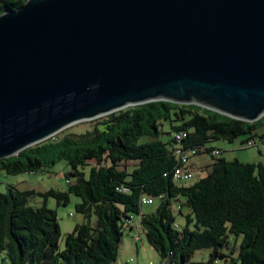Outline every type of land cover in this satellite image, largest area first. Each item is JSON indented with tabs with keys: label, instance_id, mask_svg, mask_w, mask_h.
<instances>
[{
	"label": "water",
	"instance_id": "water-1",
	"mask_svg": "<svg viewBox=\"0 0 264 264\" xmlns=\"http://www.w3.org/2000/svg\"><path fill=\"white\" fill-rule=\"evenodd\" d=\"M157 100L262 117L264 0H25L0 13V160Z\"/></svg>",
	"mask_w": 264,
	"mask_h": 264
},
{
	"label": "trees",
	"instance_id": "trees-1",
	"mask_svg": "<svg viewBox=\"0 0 264 264\" xmlns=\"http://www.w3.org/2000/svg\"><path fill=\"white\" fill-rule=\"evenodd\" d=\"M24 2L0 0V13ZM162 121L169 125L167 141L161 139ZM261 125L264 115L247 122L194 104L157 100L111 112L90 130L55 134L3 158L0 170L11 174L34 172L60 159L69 169L65 191L15 185L0 191V251L6 252L7 264H116L122 218L127 222L135 215L161 260L171 264H188L199 248L211 250L210 260L264 264V163L226 160L212 155L213 149L221 150L208 145L238 137L244 146L264 142ZM178 131L186 133L184 149L204 147L194 156L206 153L213 160L206 175L190 185H178L180 179L173 177V133ZM128 160L136 164L121 169ZM70 193L80 198L75 209L85 221L74 226L60 248L57 214L46 203L53 198L66 204ZM36 196L42 198L37 207L29 204ZM142 196L156 198L153 212L141 213ZM180 198L182 226L171 207Z\"/></svg>",
	"mask_w": 264,
	"mask_h": 264
},
{
	"label": "rangeland",
	"instance_id": "rangeland-1",
	"mask_svg": "<svg viewBox=\"0 0 264 264\" xmlns=\"http://www.w3.org/2000/svg\"><path fill=\"white\" fill-rule=\"evenodd\" d=\"M104 118V115L99 116L95 119L79 121L71 124L64 129L56 133L57 136H62L65 133H82L84 131L90 130L96 124ZM161 139L167 141L169 135H165V131L170 130L167 121H162ZM259 131L264 132V125L258 128ZM242 137H238L231 142L223 139H213L208 142V145L217 147L221 150L220 156L224 157L226 160H232L234 158L240 161H260L264 163V142H257V144L244 146L241 143ZM207 158L210 161L212 158L204 153L199 155V157ZM198 158V156L196 157ZM92 162V161H89ZM136 164V161L128 160L120 164V168L126 167L127 169L132 168ZM69 169L68 164L65 160H56L54 163L44 165L40 169L34 172H20L16 174L6 173L4 170H0V191H6L7 187L15 185L19 189H35L37 191H44L50 188L63 190L67 189L68 178L65 172ZM206 172L200 171V169H194L191 178L188 180H176L178 185H190L198 180ZM180 200H183L180 198ZM80 202V198L72 193L69 194V201L66 204H58L55 199L49 198L47 200V206L54 209L57 214L58 225L60 228V239L59 247L64 246L65 236L74 228L75 225L81 224L85 221L83 214L76 211L75 204ZM29 204L32 206H40L42 204L41 197H33L29 199ZM177 202H172L171 207L176 216V223L182 226L184 223V216L177 214ZM158 205V201H154L151 204L143 205V208H151L153 211ZM123 220V234L119 244L118 254L116 257V264H145L149 262H160L161 260L157 251L148 242L144 233L139 232L138 227L135 226L133 219L129 220L128 224L124 217ZM132 226V227H131ZM138 238L135 239V236ZM237 241L234 243L236 244ZM210 249L209 248H199L196 249L191 257L188 259V264H229L222 260H210ZM236 256V252L233 254ZM228 262L229 258L227 259ZM8 263L6 252L0 251V264ZM236 264V263H233Z\"/></svg>",
	"mask_w": 264,
	"mask_h": 264
},
{
	"label": "built area",
	"instance_id": "built-area-1",
	"mask_svg": "<svg viewBox=\"0 0 264 264\" xmlns=\"http://www.w3.org/2000/svg\"><path fill=\"white\" fill-rule=\"evenodd\" d=\"M185 136H186V133L184 131H178V132L173 133V138L175 141L173 153L177 161V164L173 170V177L176 179H180V180H188L189 178H191L192 171L189 168L190 158L194 156L195 154L199 153V151H203L205 149L204 147L184 149L181 145V142ZM211 154L214 156H218L220 152L218 149H213ZM159 198H162V195H160ZM155 199L156 198L152 196H142L141 203L151 204ZM131 219H133L135 226L138 227L140 234L144 233L142 226L140 224V221H139V216L130 215V217L127 219L128 224H130L129 220ZM137 238H138V235L135 236V239ZM145 264H160V262H149Z\"/></svg>",
	"mask_w": 264,
	"mask_h": 264
},
{
	"label": "crops",
	"instance_id": "crops-1",
	"mask_svg": "<svg viewBox=\"0 0 264 264\" xmlns=\"http://www.w3.org/2000/svg\"><path fill=\"white\" fill-rule=\"evenodd\" d=\"M203 154L204 153L199 154V155H203ZM199 155L192 156L190 158L189 168H190V170L192 172H193L194 169H200L201 173L204 172V171L207 173V171L209 169V166H210V164L212 163L213 160L211 159L210 161H208L207 158H204L203 156L199 157ZM197 156H198V158H196ZM206 173L204 175H202L201 177L205 176ZM154 201H156V200H154ZM180 201H182V200H179V199L177 200V204H176L177 207L179 206V202ZM143 205H146V204H143ZM151 212H153V210L151 208L147 207V208L144 209L143 206L141 207V213H151Z\"/></svg>",
	"mask_w": 264,
	"mask_h": 264
}]
</instances>
